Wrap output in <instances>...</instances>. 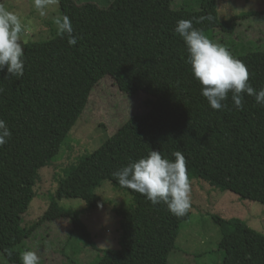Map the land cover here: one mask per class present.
Masks as SVG:
<instances>
[{"label":"trees","instance_id":"16d2710c","mask_svg":"<svg viewBox=\"0 0 264 264\" xmlns=\"http://www.w3.org/2000/svg\"><path fill=\"white\" fill-rule=\"evenodd\" d=\"M63 15L81 37L75 46L57 35L54 19ZM255 15L242 10L220 17L217 0H185L179 6L174 0H111L106 6L59 0L56 16L47 21L49 35L24 44V75L5 79L6 70L0 71V119L12 132L0 147V264H22V252L29 250L26 240L46 220L69 216L74 229L89 239L80 211L61 206L59 200L80 198L88 209L105 206L111 202L95 192L104 181L131 196L128 206L117 210L120 247L104 249L93 262L66 256L64 264H167L191 210L176 217L165 204L153 205L121 187L112 175L151 150L169 160L180 151L190 181L202 178L264 205V105L246 95L243 110H238L229 95L227 108L213 110L187 63L185 43L174 32L179 20H192L212 41L214 28L233 33L237 20ZM222 43L247 66L251 85L264 87V50L246 51L247 44L241 48L234 39ZM106 76L127 95L145 93L149 109L130 114L100 146L56 171L47 210L24 224L38 170L64 151L93 88ZM213 218L223 232L220 264H264L262 232L237 217ZM6 250L12 252L10 258Z\"/></svg>","mask_w":264,"mask_h":264},{"label":"rangeland","instance_id":"374dc122","mask_svg":"<svg viewBox=\"0 0 264 264\" xmlns=\"http://www.w3.org/2000/svg\"><path fill=\"white\" fill-rule=\"evenodd\" d=\"M77 4L96 2L106 6L111 0H74ZM185 0H174L179 6ZM191 1V0H187ZM195 1V0H193ZM220 17L242 10H254L256 15L237 20L233 33L214 28L212 41L236 40L246 51L259 48L264 50V0H217ZM5 8L17 13L27 25V33L22 37L23 44L30 40L46 38L49 35L47 21L56 16L58 3L47 9L41 17L33 5V0H0ZM196 7V5H192ZM259 14V15H258ZM50 31H54L50 27ZM51 35V34H50ZM244 45V44H243ZM147 95L143 92L127 95L121 91L110 76L101 79L93 88L88 105L72 128L63 146L64 151L57 160L38 170L34 185L35 195L27 211L23 214L24 224L38 219L48 208L49 193L56 187L55 172L73 162L81 153L88 154L114 133L130 114H142L149 107ZM63 148V147H62ZM62 151V149H61ZM64 176V170L57 179ZM109 181L96 187L95 192L111 203L88 209L80 198L59 200L65 208L80 211L83 222L89 231V239L75 230L69 216L42 222L25 242V246L36 251L42 264H64L66 256L81 262H93L106 248H119V217L117 210L131 202V196L121 190H113ZM191 216L181 226L174 250L170 252L167 264H220L223 258L218 248L223 237L219 223L213 215L223 219L240 218L249 226L264 234V205L243 200L231 191H223L211 186L202 178L191 180ZM213 218V219H212Z\"/></svg>","mask_w":264,"mask_h":264},{"label":"clouds","instance_id":"9594fccd","mask_svg":"<svg viewBox=\"0 0 264 264\" xmlns=\"http://www.w3.org/2000/svg\"><path fill=\"white\" fill-rule=\"evenodd\" d=\"M56 3L58 0H33L41 17L46 16L47 9ZM205 19L211 17H200L197 23ZM54 23L57 35L66 37L70 46H75L81 39L75 35L69 16H57ZM174 32L184 41L187 63L201 85L202 96L213 110L227 108L229 95L238 110H243L246 95L253 97L258 105H264V87L257 90L251 85L247 66L228 49L211 41L202 30L194 28L192 20H179ZM26 33L27 25L20 16L0 4V71L6 70L5 79L24 75L22 37ZM11 136L7 121L0 119V147L8 143ZM172 155L175 159L169 160L160 151L151 150L146 156L120 167L112 175L121 187L142 194L153 205L163 203L172 215L184 217L192 206L191 181L185 156L180 151ZM5 255L10 258L12 252L6 250ZM20 259L22 264H41V257L32 250L23 251Z\"/></svg>","mask_w":264,"mask_h":264}]
</instances>
